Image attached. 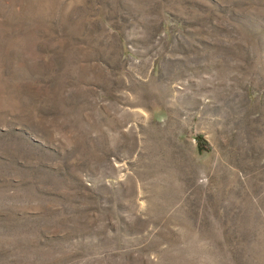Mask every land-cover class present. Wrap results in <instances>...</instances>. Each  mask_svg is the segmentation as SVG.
<instances>
[{"label": "rangeland", "instance_id": "rangeland-1", "mask_svg": "<svg viewBox=\"0 0 264 264\" xmlns=\"http://www.w3.org/2000/svg\"><path fill=\"white\" fill-rule=\"evenodd\" d=\"M0 264H264V0H0Z\"/></svg>", "mask_w": 264, "mask_h": 264}]
</instances>
